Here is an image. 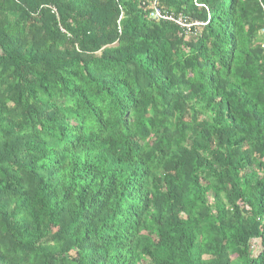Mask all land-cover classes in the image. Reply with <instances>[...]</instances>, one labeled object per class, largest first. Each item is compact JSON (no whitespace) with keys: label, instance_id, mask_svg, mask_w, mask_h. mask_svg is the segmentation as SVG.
<instances>
[{"label":"trees","instance_id":"trees-1","mask_svg":"<svg viewBox=\"0 0 264 264\" xmlns=\"http://www.w3.org/2000/svg\"><path fill=\"white\" fill-rule=\"evenodd\" d=\"M152 3L0 0V264H264V0Z\"/></svg>","mask_w":264,"mask_h":264},{"label":"built area","instance_id":"built-area-1","mask_svg":"<svg viewBox=\"0 0 264 264\" xmlns=\"http://www.w3.org/2000/svg\"><path fill=\"white\" fill-rule=\"evenodd\" d=\"M159 0H153V3L150 7L151 13H150V18L156 21L159 20H165V21H172L176 23L177 25L181 27L188 28L190 30L191 26L185 21V18L182 16H179L178 18L172 16L171 14L167 13L164 11L159 5H158Z\"/></svg>","mask_w":264,"mask_h":264},{"label":"rangeland","instance_id":"rangeland-1","mask_svg":"<svg viewBox=\"0 0 264 264\" xmlns=\"http://www.w3.org/2000/svg\"><path fill=\"white\" fill-rule=\"evenodd\" d=\"M263 47V46H262ZM252 255L253 257H256L258 253L261 251V245L260 241H252V247H251Z\"/></svg>","mask_w":264,"mask_h":264},{"label":"clouds","instance_id":"clouds-1","mask_svg":"<svg viewBox=\"0 0 264 264\" xmlns=\"http://www.w3.org/2000/svg\"><path fill=\"white\" fill-rule=\"evenodd\" d=\"M190 25H191V24H190ZM191 27H192V26H191ZM184 28H185V27H184ZM186 29H187V32H188V33H190V32H191V30H189L188 28H186ZM190 29H191V28H190Z\"/></svg>","mask_w":264,"mask_h":264}]
</instances>
